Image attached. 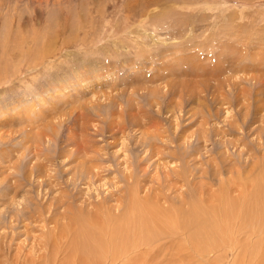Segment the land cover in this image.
I'll list each match as a JSON object with an SVG mask.
<instances>
[{
	"label": "rangeland",
	"instance_id": "1",
	"mask_svg": "<svg viewBox=\"0 0 264 264\" xmlns=\"http://www.w3.org/2000/svg\"><path fill=\"white\" fill-rule=\"evenodd\" d=\"M136 181L171 218L103 264H264V0H0V264H88L70 202Z\"/></svg>",
	"mask_w": 264,
	"mask_h": 264
},
{
	"label": "bare ground",
	"instance_id": "2",
	"mask_svg": "<svg viewBox=\"0 0 264 264\" xmlns=\"http://www.w3.org/2000/svg\"><path fill=\"white\" fill-rule=\"evenodd\" d=\"M53 139H54V137H53ZM83 151L84 150H83V145H82L80 147L79 155ZM94 156H96V155H94ZM94 156H92V157H94ZM100 160H101V157H99V156L97 159H95V158L89 159V161H91L93 163H98V161H100ZM95 168H98V166H95ZM74 174H76V173H74ZM79 174L82 176L85 174H88L87 179L89 181V184H91L94 181V179H96V178L100 179V173L95 171V170L93 171L91 169H88V170L84 169ZM129 176H131V175L130 174L125 175V180L128 178L129 182H130ZM56 177L57 178H59V177L63 178V176H58V175ZM168 179H171V178L167 177V180ZM176 180L181 181L180 178H176ZM176 180L174 179L173 181H176ZM72 183L77 184V181L73 180ZM139 184H141L140 181H136L133 184H131L130 187L125 189V192L133 190V192H130V193L134 194V196L137 197L136 200L133 201L131 195L129 194V196H128L129 205L128 206L124 205L119 200H118V202H116L117 199H115V198L112 199L116 202V204H113V205H110V203H108L109 201L106 199H101L99 201L92 202V204H90V206L91 205L93 206L92 209H90L88 207V205L74 204L73 202H70L71 204L75 205V207H77V210L80 212V214L76 215L75 212H72L71 218H75V224L73 226L74 220L72 219L71 222L68 223L67 226L65 227L67 230H65L64 232H66V234L68 233V238L72 237L73 240L77 241L79 246L77 243H74V244L72 243L71 245L73 248H79L77 255L82 257L88 264L89 263H91V264H103V262L108 260V259H110L111 263L115 262V261L124 262V261H128V260L131 263V262H133V259H134V252H136V250L140 248V244L142 245L144 250H146V252L144 254L146 256L148 255V257H149L150 254H149V252H147L148 251L147 248L149 247L150 242L148 243V239L151 235V232H153V230H152L153 226L158 225V223H154V222L159 221L160 214H162V211L164 212V214L167 215L166 221L169 220L171 218V216H170L171 215V209L165 208L167 210L166 211L161 206H158V208H154L152 206H149L148 200L150 198H149V196H146V197L140 196V194H139L140 185ZM116 193H118V191H116ZM62 196L63 195L55 198L56 203H60L62 201V198H61ZM68 197L70 198V196H68ZM75 198H76V196H75ZM159 200H160V198H159ZM165 201H167V200H165ZM84 211H85V213H83ZM115 211H118V213H116ZM200 217H201V215L199 213L198 217H197L196 221H194L193 225L195 223H198V221H199L198 219H200ZM166 221H164L162 223L164 226H167ZM189 226H190V223L185 224V225L184 224L183 225H179V224L176 225L178 230H181V233L186 234L187 236H188V234L186 233L185 229L188 228ZM84 231H88L90 234L87 238H81V233H83ZM63 235H64L63 232L62 233L59 232L57 237L59 239H61L63 237ZM188 238L192 239L190 236H188ZM103 240H105L106 243H104ZM174 240L175 239H172L170 241V244H169L170 246L172 245V242ZM104 245H106V248H107L106 251L103 250ZM123 245L125 246V252L121 253L120 247H122ZM63 249H62V252H64ZM104 249H105V247H104ZM109 249L113 253V255H112V253H109ZM56 251H57V249H56ZM65 252L66 253L69 252L67 246H66ZM59 260H61V258H59ZM57 261H58V259L56 260V262ZM125 264H127V263H125Z\"/></svg>",
	"mask_w": 264,
	"mask_h": 264
}]
</instances>
